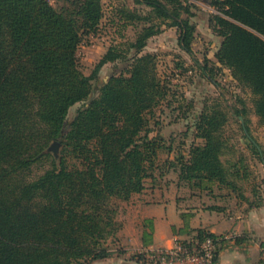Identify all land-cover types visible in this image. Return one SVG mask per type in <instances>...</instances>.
<instances>
[{"label": "trees", "instance_id": "16d2710c", "mask_svg": "<svg viewBox=\"0 0 264 264\" xmlns=\"http://www.w3.org/2000/svg\"><path fill=\"white\" fill-rule=\"evenodd\" d=\"M133 2L146 8L144 14H118L141 20V30L124 48L110 46L86 75L77 52L83 36L98 30L102 0H66L60 9L48 0H0V264H87L111 256L108 239L120 228L118 202L143 190L159 154L170 149L147 127L168 96L169 78L157 75L156 53L144 50L149 38L175 27L180 49L193 55L194 5ZM210 4L217 13L209 15V25L221 41L214 60H196L199 75L214 82L218 70L228 69L253 94L254 113L264 124V0ZM116 61L126 68L97 84L100 69ZM177 66L180 74L187 71ZM238 101L234 113L244 118L245 101ZM79 102L68 119L69 108ZM220 103L213 100L192 124L187 121L192 141L177 147L170 166L193 188L209 192L215 185L232 190L249 207L259 206L261 198L249 200L229 179L240 175L236 164L227 166L220 158L227 150L220 130L228 119ZM52 141L62 145L57 157L46 151ZM256 146L252 142L259 153ZM44 161L49 166L32 176ZM191 233L181 239L184 244L212 238L215 264L218 236L203 228Z\"/></svg>", "mask_w": 264, "mask_h": 264}, {"label": "rangeland", "instance_id": "374dc122", "mask_svg": "<svg viewBox=\"0 0 264 264\" xmlns=\"http://www.w3.org/2000/svg\"><path fill=\"white\" fill-rule=\"evenodd\" d=\"M48 1L57 9L67 5L66 0ZM188 1L194 5L191 8L194 12L191 22L195 25L193 55L180 49L175 27H167L171 29L170 32L157 38L156 36L149 38L144 50L156 53V73L160 78H169L170 82L168 96L160 102L154 111V117H149L147 127L164 136L170 148L173 145L174 147L182 146L185 149L192 141L190 133L193 132L192 125L187 128L190 126L186 125L187 121L192 124L193 118L198 117L204 105L210 104L213 100L221 102V107L227 112L228 119L220 130L227 144V150L220 158L227 166L236 164L235 168H238L240 175L236 177L230 175L229 179L240 186L241 192L248 195L249 200L256 201L258 198L263 200L261 194L264 192V124L260 123L254 113V96L247 87L238 84L226 68L216 72L214 82L199 75L196 60L202 61L205 56L214 60V53L221 41V37L213 32L209 25V15L217 13V10L210 4L211 0ZM102 5L103 17L97 32L84 35L77 52L80 69L86 75L92 72L99 58L110 46L124 48L127 43L135 39L144 24L141 20H131L132 18L129 22L118 14L122 9L144 14L146 8L136 5L133 0H102ZM126 65L121 61L105 64L98 73L96 83L103 84L111 74L124 70ZM177 65H181L180 68L186 67L187 71L180 74ZM238 99L245 101V123L244 118L235 115L233 110L239 104ZM82 104L83 102H79L71 106L67 118H72ZM242 125L247 126L246 136ZM185 132L188 136L182 134ZM252 142L257 145L259 153H255L251 148ZM61 147L60 144L57 156ZM48 152L53 155L51 151ZM159 159L164 160L165 154H159ZM48 166V161L35 165L31 175L41 173ZM228 191L223 189V192ZM118 205L119 210L123 204L118 202Z\"/></svg>", "mask_w": 264, "mask_h": 264}, {"label": "crops", "instance_id": "0c3cea01", "mask_svg": "<svg viewBox=\"0 0 264 264\" xmlns=\"http://www.w3.org/2000/svg\"><path fill=\"white\" fill-rule=\"evenodd\" d=\"M162 153L165 159H159L143 190L121 201L123 206L117 212L120 228L108 239L112 255L87 264H149L140 250L171 247L176 237L188 238L197 228L218 236L220 249L215 264H258L264 260V192L262 203L249 207L232 190L223 192L224 188L215 185L209 192L193 188L179 181L170 166L177 147L172 145ZM240 237L246 240L236 243Z\"/></svg>", "mask_w": 264, "mask_h": 264}, {"label": "built area", "instance_id": "2783aa9c", "mask_svg": "<svg viewBox=\"0 0 264 264\" xmlns=\"http://www.w3.org/2000/svg\"><path fill=\"white\" fill-rule=\"evenodd\" d=\"M190 245L184 244L181 238H177L174 244L168 248L140 250L149 264H210L216 251V245L212 238L205 237L202 240L190 239Z\"/></svg>", "mask_w": 264, "mask_h": 264}, {"label": "water", "instance_id": "95a60500", "mask_svg": "<svg viewBox=\"0 0 264 264\" xmlns=\"http://www.w3.org/2000/svg\"><path fill=\"white\" fill-rule=\"evenodd\" d=\"M60 146V143L58 141H52L50 145L48 146V151H51L53 155L56 157L57 156V150L58 147Z\"/></svg>", "mask_w": 264, "mask_h": 264}]
</instances>
